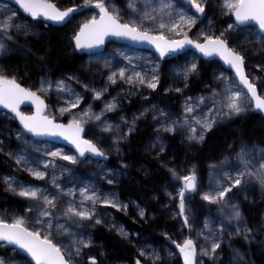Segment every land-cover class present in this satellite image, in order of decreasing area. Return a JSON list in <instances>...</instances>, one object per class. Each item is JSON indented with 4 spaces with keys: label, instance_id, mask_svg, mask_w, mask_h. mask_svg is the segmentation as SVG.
<instances>
[{
    "label": "snow or ice",
    "instance_id": "1",
    "mask_svg": "<svg viewBox=\"0 0 264 264\" xmlns=\"http://www.w3.org/2000/svg\"><path fill=\"white\" fill-rule=\"evenodd\" d=\"M185 2L187 8L177 6L175 0H158L156 3L153 0H143V4L139 6L137 0H126L127 9L133 14L128 19L122 18V10L114 2L106 0H83L82 4H74L63 9L57 7L52 0H14L23 13L32 18L31 20L21 17L11 7L0 8V57L7 56L17 35L32 34V29L37 27L33 20L44 18L46 21L63 23L79 9L91 8L97 11L80 25L72 37L75 49L94 53L110 36L153 45L161 58L191 48L204 57H218L229 69L234 70L236 78L234 82L233 77L221 71L216 80L222 87L213 88L206 85L209 89L207 95L185 97L179 114L160 109L157 105H150L133 115L131 119L121 115L117 122L108 118L106 113L118 112L120 109L118 97L105 100L100 112H95L91 104L79 112L73 111L84 100V96L70 83L74 80L82 83L76 75L56 81L42 77L36 90H33L20 82L15 69L0 65V106L8 110L2 115L19 121L22 129L16 131V139L25 145L30 144L36 153H43L45 158L33 156L27 148H22L18 153L10 151L7 155L13 156L17 165H23L24 170L37 179L49 177L51 184L57 189L53 194L40 186L21 183L12 176L3 178L7 191L32 202L25 212L33 215L0 214V249H4L5 253H11L0 255V264H98L96 256L85 257L84 249L91 247L93 240L91 233L81 231L88 227L84 222L94 221L97 225L105 222L97 215L98 204L124 212H127L129 205L120 201L115 193L105 194L91 185L79 188L77 201V189L65 190L60 183L59 177L65 172L71 174L72 169L56 164L57 158L75 165L81 162L99 164L100 161L93 158L106 159L108 156V152L100 145L103 137L86 138L85 125L94 123L99 132L107 133L111 138L112 148L119 154L120 143L128 140L136 131L137 121L152 109L151 118L156 122L157 135L149 147L155 148L159 143V151L163 152L165 148L161 132L187 133V140L203 142L205 134L220 120L231 119L253 108L264 112V80L254 74L249 76L245 67V49L241 47L245 42L257 43L261 50H264V0H222L219 5L220 13L234 19L226 28L219 30L218 34L211 27L212 18L206 14L210 0ZM198 20L202 23L206 21V25L198 29L194 36H190L189 32ZM257 28L258 37L249 39ZM232 33L237 35L243 33V37L230 44L229 35ZM125 59L132 65L131 69L120 67L111 71L107 76L108 83L104 86L90 88L88 83H83V87L93 93L94 100L103 99L108 92V86L117 84L118 81L130 86L127 90L129 95H134L132 90L136 88L146 87L152 90L158 88L160 84L158 63L153 62L152 67L145 71L137 70L138 66L133 65L131 58ZM105 67H108L107 63ZM257 67L264 68V65L258 64ZM178 71L184 86L175 87L174 91L182 93L188 86V79L198 74L196 59L193 58L191 63ZM165 90L173 89L169 87ZM48 93H55L61 114H70L67 123L59 122L49 110V105L42 95ZM26 101L35 106L34 112L21 110V105ZM27 134H31V137H62L75 146L78 155L66 154L61 150H46L38 146L37 142L30 140ZM0 144H3V141H0ZM0 151H3V148H0ZM225 165L231 170H227ZM164 166L168 167L167 164ZM127 167L128 165L121 161V170ZM49 168L53 169L51 173L47 171ZM211 168L219 169L221 175L210 180L208 189L200 195L209 204L217 205L220 215L205 217L203 226L194 228L190 223L191 213L185 194L197 192L195 167L184 175L176 168L169 167L172 177L182 181V186L177 192L178 212L174 215L181 218L182 227L187 229L188 235L179 242L172 240L168 233L164 235L179 250L183 264H204L203 257H207L210 264H217L224 255V248L230 252L227 264H252L247 252L235 246L233 242L234 238H239L244 247L250 249L255 241V229L248 224L236 197L242 195L248 200L249 192L258 186L260 198L264 200V146L242 144L235 153L234 161L231 157H225L220 165L213 164ZM105 172L112 173L111 178L105 176L109 184L117 182L116 173L111 169H105ZM234 188L238 191L233 192ZM64 196L71 199L62 200ZM169 196H172V193H169ZM136 208L139 216L146 218V210L139 205H136ZM61 218L64 219L63 223ZM109 227L124 238L130 235L122 225L111 223ZM57 235H66L67 239L57 240L55 239ZM198 239L202 241L199 244ZM138 253L135 264H164L165 257L151 244L140 246ZM167 255L171 257L175 253L169 249Z\"/></svg>",
    "mask_w": 264,
    "mask_h": 264
},
{
    "label": "rangeland",
    "instance_id": "2",
    "mask_svg": "<svg viewBox=\"0 0 264 264\" xmlns=\"http://www.w3.org/2000/svg\"><path fill=\"white\" fill-rule=\"evenodd\" d=\"M53 3L60 8H67L74 4H82L83 0H52ZM106 2H114L118 8H120L121 16L123 19L130 18L133 14L127 9L126 0H106ZM154 3L158 0H153ZM222 0H210V6L206 8V14L212 18V28L218 34L219 30L227 27V24L232 23L234 17L222 15L219 11V5ZM138 6L143 4V0H137ZM177 6H183L187 8L185 0H175ZM11 7L16 10L21 17H27L23 15L17 7L11 3H7L0 0V8ZM83 12L75 14L73 18L63 27H55L49 22L33 20L32 22L37 27L32 29V34L28 36L17 35L13 47L8 52L7 56L0 57V65H6L16 70V74L20 78V82L25 87H31L36 90L38 83L42 77H47L52 81L59 79H66L69 76L76 75L79 77L82 83L77 81H71V86L76 89L77 92L84 96V100L80 106L73 109L74 112H79L81 109H86L89 104L93 106L95 112H100L103 108L104 101L110 100L112 97H118L120 99V109L118 112H108L106 116L112 121H119L121 115L131 119L133 115L138 114L143 108H148L150 105H157L160 109H164L168 112L179 114L182 110V105L185 97L191 96L196 98L202 94L207 95L209 89L206 85H211L213 88L222 85H218L216 77L221 71L226 75L233 77L234 82L236 78L234 74L225 69L224 66L218 61H205L201 59L194 52H188L178 58H171V56L161 59L156 53L134 48L129 45H121L117 43H110L103 52L96 55H81V59L74 69H64L58 71L57 74H52L49 70L40 65L36 60V54H52L50 60L62 59L66 56L77 55L74 48V41L72 37L74 33L79 29L80 25L95 11L91 8H81ZM194 12L195 10L192 9ZM28 19H32L27 17ZM206 25V21L198 20L197 24L189 32L190 36H194L198 29ZM56 33V43L53 42V34ZM258 28L252 32L249 39H255L258 37ZM243 33L237 35L232 33L229 35L230 44L242 39ZM245 49L246 55V71L251 77L253 74L260 76L264 80V68H258L257 65H264V50H261V46L257 43H243L241 45ZM125 57L131 58L133 65H137V70L147 71L152 67V63L159 64L160 84L157 89L152 90L146 87L136 88L132 91L134 95L128 94L129 85L123 81H118L117 84H111L108 86V92L103 99L94 100L93 93L90 89H85L83 83H88L91 87L100 88L108 83L107 76L111 71H115L120 67L131 69L132 65L128 64V60ZM193 58L198 63V74L192 75L187 81V88H184L182 93L174 91L175 87L184 86V81L180 79L179 71L185 65L192 62ZM56 63V62H55ZM107 63L108 67H105ZM258 83V88H259ZM171 87L173 90L166 91ZM162 89L163 93L168 95L172 102L170 107H166L156 101L154 93ZM45 102L49 105V110L55 115L59 122L67 123L70 114H61L58 110L57 97L55 93L42 94ZM63 103V101H61ZM22 111L33 112L31 108H23ZM199 111V109H198ZM0 111V151L3 160L8 166L5 168L0 162V214L5 216H11L14 213L33 215V213H26L25 209L32 203L23 197H19L14 193L7 191L3 182L5 176H12L16 180L24 184H31L34 186H40L46 189L49 193L55 194L57 189L50 182L49 177H45L43 180L37 179L29 172L24 170L23 165H17L13 156L7 155L8 152L18 153L22 148H27L33 156L43 157V153H36L31 145H25L20 140L16 139V131L22 129L16 119H8ZM152 109L149 113L137 121L136 131L126 141H122L119 145L120 152H117L112 148L111 138L107 133L99 132L94 123L85 125V137L95 139L100 136L103 139L100 141V145L108 152L106 159L97 158L100 161L96 163H78L71 164L69 161H65L57 158L56 164L63 165L72 169L71 174L65 172L63 176L59 177V181L62 186L67 190L68 188L77 189V201H79V188L85 186H94L105 194L115 193L120 201L129 205L127 212L119 211L105 206L102 204L97 205V215L104 220V223L94 224V221H85L88 225L86 229H81L83 232L91 233L93 244L86 250H97L99 255L97 258L98 264H135L139 253L138 248L144 244H151L161 255L165 257L164 264H183L179 250L175 248V245L164 235L168 233L172 240L177 242L181 241L186 235H188L187 229L182 227L181 218L174 215L178 212V197L177 192L182 186V181L176 180L169 172V167H174L181 175L190 173L193 166L197 173V192L186 193V202L188 204V210L191 213L190 223L194 225V228H200L203 226L205 217H219L218 206L209 204L201 198L200 193L207 190L210 180L221 175L219 169L211 168V165H220L224 161L225 157H231L234 161L235 153L239 150L242 144L247 145H259L264 146V115L259 114L255 108L251 111L234 116L231 119H224L217 122V124L205 134L203 142L189 141L187 140V133L176 134L161 132L160 136L164 143L165 150L159 151V143L155 148H150L149 145L156 139V122L151 118ZM260 122L258 129L248 130L243 124L251 121L255 123L256 119ZM256 127V126H254ZM126 131V129H125ZM217 133L219 137L218 146L212 149L208 144L211 136ZM142 134V138H140ZM28 138L33 142H37L38 146L45 148L46 150L56 151L61 150L63 153L77 155L73 150L59 146L56 143H49L45 141L37 140L35 137H31L27 134ZM173 139L176 140L180 153L176 154L173 150ZM212 142V140H210ZM128 148L138 149L140 153L146 154L157 165V173L160 174V180L158 185L148 187L136 180V173L147 174L150 177V169L143 162L136 159L128 158ZM201 151V152H200ZM259 158V154H257ZM46 159H52L46 157ZM95 159V158H93ZM121 161H124L128 167L121 170ZM161 161L164 163L162 164ZM167 164L168 167H165ZM42 167V166H41ZM227 170H231L225 165ZM105 169H111L113 173H116V183L109 184L105 176L111 178L112 173H106ZM47 171L50 173L53 171L49 168ZM153 175V174H152ZM128 182L138 189L149 191V196L143 197L139 200L133 198L124 197L122 194V188L124 183ZM237 189H233V192H237ZM172 193V196H169ZM231 195V194H230ZM172 197H177L173 199ZM71 199L64 196L62 200ZM236 200L240 203L242 211L247 218L248 224L251 226L252 221H256L260 227L259 232H255V241L250 249L244 247L239 238H234V245L239 246L242 250L246 251L248 257L251 259L252 264H258L253 255V249H264V243H258L264 241V200L260 198L258 186L249 192V199L245 200L242 195H237ZM134 202V203H133ZM4 203V204H3ZM136 205L146 210V218H141L138 214ZM108 213L109 215H105ZM129 220L134 226H129L127 221ZM164 221L165 225H158V222ZM61 222L64 219L61 218ZM116 223L122 225L126 231L130 233L128 238L122 237L115 229L110 228L109 224ZM152 227V233H148L146 227ZM102 230L108 234H113L121 240L128 242L134 253V258L131 261L116 259L113 252L108 248L104 241L98 239L96 232ZM139 233V236H137ZM57 240H66L67 236L57 235ZM202 241L198 239V244ZM223 247V246H222ZM171 249L175 255L169 257L167 251ZM11 253H5L4 249H0V255ZM24 255V254H22ZM230 252L227 248H224V255L218 260L217 264H227L229 260ZM143 259V258H141ZM204 264H210L207 257H203Z\"/></svg>",
    "mask_w": 264,
    "mask_h": 264
},
{
    "label": "trees",
    "instance_id": "3",
    "mask_svg": "<svg viewBox=\"0 0 264 264\" xmlns=\"http://www.w3.org/2000/svg\"><path fill=\"white\" fill-rule=\"evenodd\" d=\"M52 34H53V32H52ZM52 39H53L52 44H55L56 43V33L53 34ZM51 55L52 54H45V55L42 53H40L39 55L36 54V60L40 65H42L44 68L49 70L52 74H57L58 71L61 70V68L74 69L82 57L81 55L77 54V55H73V56H66L62 59V61H60V59L50 60ZM154 97H155L156 101H158L160 104H163L166 107H170L172 100L168 95L163 93L161 88H159V90L154 93ZM243 126H245L248 130L254 131L255 128L258 129V126H260V122L256 119L255 123L248 121V122H245L243 124ZM254 126H256V127H254ZM140 138H142V134H140ZM210 140H212V142ZM218 141H219V137L217 136V133H214L211 136V138L209 139L208 144L211 145L212 149H214L218 146ZM173 150L176 152V154L180 153V148L178 147L175 139H173ZM128 158L129 159H136L137 158L139 161L143 162L144 164H146L149 167L150 173L153 172L152 173L153 175L150 174L149 178H148L147 174L135 172L136 180L139 183H141L145 186H148V187H152V186L156 187L158 185V181L160 180L161 175L156 174L157 173V171H156L157 165L155 164V162H153L149 158L148 155L140 153L138 151V149L136 150V149H129L128 148ZM0 162H2V164L5 168L8 167L5 163V161L3 160L2 154H0ZM122 194L124 197H128V198L130 197V198H133L135 200H139L143 197H146V196L148 197L149 191L142 189L141 187L138 189L137 187L133 186L132 184L125 182L124 186L122 188ZM126 221H127V224L129 226L135 227V225H133L129 220H126ZM158 225L162 226V225H165V223H164V221H160L154 227H158ZM251 227H253L255 229V232L260 231L259 230L260 225L256 221H252ZM146 229H148V233H152V227L149 226V227H146ZM96 235H97L98 239H100L101 241H104L107 244L108 248H110L112 250L113 255L116 259H119V260L125 259L128 261L133 260L134 253H133L132 248L128 242H125V241L121 240L120 238H118L117 236H115L113 234H108L102 230L97 231ZM84 254H85V257L87 255H94V256L98 257L99 251H98V249L97 250H86ZM253 255H254V258L258 264H264V249H262V248L253 249Z\"/></svg>",
    "mask_w": 264,
    "mask_h": 264
},
{
    "label": "water",
    "instance_id": "4",
    "mask_svg": "<svg viewBox=\"0 0 264 264\" xmlns=\"http://www.w3.org/2000/svg\"><path fill=\"white\" fill-rule=\"evenodd\" d=\"M3 1H5L7 3H11L15 7H17L19 9V11L23 15H27L26 13H23V10L21 8H19V6L14 3V0H3ZM80 12H83V10L82 9H79L77 12H75V13L72 14V17L69 20H67V21H65L63 23H56V22H53V21H46V20H44V18H40L38 21L49 22V23H51L55 27H63V26H65L73 18V16L75 14H78ZM110 43H117V44H121V45H129V46H132L134 48L141 49V50H146V51H150V52H153V53H156L157 55H159L158 51L155 49V47L153 45H150V44H147V43H136V42H132V41H129V40L119 39V38L111 37V36L108 37V38H106L105 43L99 49H97L96 52H94V53H90L88 51H81V50H78V49H76V52L79 55H82V56L83 55H96V54H99V53L103 52L105 50V48ZM188 52H194L195 54H197V56H199L201 59H203L205 61H210V62L211 61H218V62H220L224 66L225 69L231 71L234 74V70L229 69V67L226 64H224L223 61L220 60L218 57H212V58L204 57L202 54H200L195 49L188 48V49H186L184 51H181V52H178V53L169 55V56H171V58H174L175 59V58H178L180 56H183L184 54H186ZM169 56H166V57H163V58H161L160 56L159 57L161 59H165V58H167ZM23 108H31L33 110V112L35 111V106L32 105V104H30V102H27V101L24 104L21 105V110ZM0 111L1 112H8V110L7 109H4L2 106H0ZM257 112L259 114H263L264 115V112H260L259 110H257ZM17 122L19 123L18 120H17ZM19 126L22 128V125H20V123H19ZM29 135L31 136V134H29ZM84 135H85V133H84ZM35 138L37 140H40V141H45V142H49V143H56L59 146L67 147V148L73 150L78 155L77 150L75 149V146L72 145L67 140L63 139L62 137H35ZM95 159H97V158H95ZM100 159H105V158H100ZM181 258H182V256H181ZM29 259H30V257H29ZM182 260H183V258H182Z\"/></svg>",
    "mask_w": 264,
    "mask_h": 264
}]
</instances>
